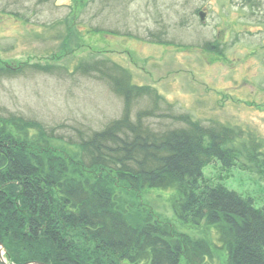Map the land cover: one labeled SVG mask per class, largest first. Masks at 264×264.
I'll return each instance as SVG.
<instances>
[{
	"label": "rangeland",
	"instance_id": "rangeland-1",
	"mask_svg": "<svg viewBox=\"0 0 264 264\" xmlns=\"http://www.w3.org/2000/svg\"><path fill=\"white\" fill-rule=\"evenodd\" d=\"M249 1L0 0V65L13 70L0 77V116L14 131L15 122L29 134L43 129L69 151L71 139L121 116L123 96L108 77L118 66L130 84L159 97L157 106L140 97L132 119L149 108L154 129L184 125L160 116L169 107L240 131L224 144L234 152L232 166L214 159L202 178L264 206V0ZM114 196L120 206L148 208L159 222L206 240L208 264H225L215 225L178 219L175 189L118 187Z\"/></svg>",
	"mask_w": 264,
	"mask_h": 264
},
{
	"label": "trees",
	"instance_id": "trees-1",
	"mask_svg": "<svg viewBox=\"0 0 264 264\" xmlns=\"http://www.w3.org/2000/svg\"><path fill=\"white\" fill-rule=\"evenodd\" d=\"M115 67L120 75L108 77L123 96L121 116L71 139L69 151L54 146L43 129L29 134L15 122L14 131L13 122L0 116V242L8 261L208 264L213 253L206 240L159 222L148 208L120 206L114 196L118 187H157L177 191L178 219L217 227L225 264H264V206L202 178V168L214 159L232 166L234 152L224 144L239 133L169 107L160 116L184 125L154 129L146 121L154 113L149 108L132 119L140 97L148 95L154 106L159 97L149 86L130 84ZM12 71L0 65V77Z\"/></svg>",
	"mask_w": 264,
	"mask_h": 264
},
{
	"label": "water",
	"instance_id": "water-1",
	"mask_svg": "<svg viewBox=\"0 0 264 264\" xmlns=\"http://www.w3.org/2000/svg\"><path fill=\"white\" fill-rule=\"evenodd\" d=\"M199 16H200V19L203 20L204 19V12L200 11ZM1 250H2V245L0 243V262H1V264H8L5 261V259L3 258ZM23 264H48V263H43V262H39V261H28V262H25Z\"/></svg>",
	"mask_w": 264,
	"mask_h": 264
}]
</instances>
